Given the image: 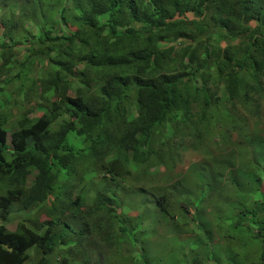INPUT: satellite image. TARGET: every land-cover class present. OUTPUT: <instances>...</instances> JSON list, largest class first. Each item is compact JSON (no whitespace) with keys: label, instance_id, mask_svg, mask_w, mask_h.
Instances as JSON below:
<instances>
[{"label":"trees","instance_id":"obj_1","mask_svg":"<svg viewBox=\"0 0 264 264\" xmlns=\"http://www.w3.org/2000/svg\"><path fill=\"white\" fill-rule=\"evenodd\" d=\"M0 75V108L10 87L32 101L0 111V264H147L133 248L155 225L174 232L162 264H264V0H0ZM177 124L178 144L193 126L254 164L191 163L170 195L136 185Z\"/></svg>","mask_w":264,"mask_h":264},{"label":"rangeland","instance_id":"obj_2","mask_svg":"<svg viewBox=\"0 0 264 264\" xmlns=\"http://www.w3.org/2000/svg\"><path fill=\"white\" fill-rule=\"evenodd\" d=\"M23 51L19 52H14L11 53L13 56H22ZM18 55V56H17ZM19 58V57H18ZM16 73V69H12L10 74L13 75ZM0 80H3V77L0 75ZM16 85V84H14ZM5 88V85H2L1 88ZM6 89V88H5ZM7 93L6 95L9 96L8 99H6V105L4 106L3 104L1 105L2 108H0V111L3 110H10L12 109V114H10L9 121H14L16 120L22 113V110H29L31 102H26L24 100V103H19L17 98L13 93H11V87L9 89H6ZM2 101L1 98V92H0V103ZM16 103H15V102ZM13 103V105H11ZM12 107V108H10ZM264 107V103H262V108ZM21 108V109H20ZM39 111L35 112H30L28 113V117L31 116H36ZM253 127V126H252ZM181 126L177 124L176 126L173 127V130L175 131V136H174V144L170 147V151L172 153V159L168 161L167 167H165L163 164H154L157 165V168L155 169H150L147 172H145L143 178H140V182L136 183V185H145L149 188L146 189H153V190H164L166 194L170 195L167 193V189L170 188L172 185V182L175 181L176 178L179 177L180 174L185 173L186 168L189 166L191 163L195 162H200L205 159H208L210 157H216L217 160L231 163L233 164L235 172H240L239 166L244 165V166H251L255 162V158H249L248 153H245L244 150L243 152L240 150L235 151L234 155L232 157H222L218 158V148L214 145L211 144L210 141H205V142H200L197 140L195 136V132L193 129V126H189V136L185 139V141L181 144H178V135H179V130ZM264 136V134H259L255 137V139H261V137ZM227 141L230 140V138H226ZM206 144L209 147L206 148L205 150L202 149V144ZM226 144H223L221 142L220 146H224ZM191 146V147H190ZM166 148H162L161 152H166ZM252 152V151H251ZM182 187H186L187 191L189 194H193V197H195V192H194V180L193 178L186 177L182 180ZM167 188V189H166ZM127 197H131L132 194L128 193L126 195ZM147 203V205L150 207L148 210L147 208L144 209L143 213L144 216L148 219L146 222L148 225L149 223L151 224V219L156 220L158 218L157 214H152V199L149 196H142ZM129 199V198H127ZM136 201V199H133V203ZM194 201V200H193ZM178 203V202H177ZM177 203H173L172 210L178 206ZM180 205V204H179ZM131 203L124 202L123 203V208L126 209V211L133 212V209L130 207ZM181 207L184 208V205H180ZM142 206H140L141 208ZM26 214H29L28 212H22V213H16L13 214L12 216L8 217L6 221V229L9 231L14 230L15 222L17 219L22 218ZM43 218L41 215L39 219ZM179 222L176 220L175 225L178 226ZM152 230L150 231V236L147 238V240H144L143 242H136V247L133 248L135 249L134 251H138V248H143L144 256H145V262L147 264H162V261L165 259L163 256L166 254L164 250V246L166 245V242L171 239L174 235V232L172 229H165V227L161 225H155L152 226ZM143 228V227H142ZM176 229V228H175ZM143 232H148L145 230H141ZM141 246V247H140ZM128 254L131 251V247L128 246ZM137 248V249H136ZM124 249V248H123ZM127 251V249L125 248ZM137 253H141L138 251ZM106 260L108 261H102V264H140L139 261L134 259L130 260L129 262H126L125 260H119L118 258H115L114 253H111L110 255L105 257ZM130 259V258H129Z\"/></svg>","mask_w":264,"mask_h":264}]
</instances>
